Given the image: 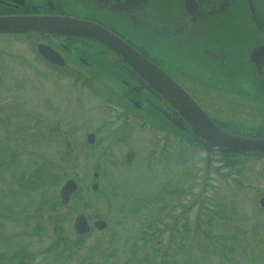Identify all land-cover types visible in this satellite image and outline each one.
<instances>
[{"label":"rangeland","instance_id":"374dc122","mask_svg":"<svg viewBox=\"0 0 264 264\" xmlns=\"http://www.w3.org/2000/svg\"><path fill=\"white\" fill-rule=\"evenodd\" d=\"M2 60L0 264H264V158L177 138L163 147L161 132L119 116L100 82L87 89L49 68L23 84ZM185 78L209 102L200 76ZM41 167L52 178L32 185ZM68 178L79 186L64 205ZM81 214L107 225L79 237Z\"/></svg>","mask_w":264,"mask_h":264},{"label":"flooded vegetation","instance_id":"af4514ba","mask_svg":"<svg viewBox=\"0 0 264 264\" xmlns=\"http://www.w3.org/2000/svg\"><path fill=\"white\" fill-rule=\"evenodd\" d=\"M28 15L72 17L113 32L183 86L221 128L264 138V0H0V16ZM0 34L11 41L0 46L7 75L15 72L26 84L50 68L87 89L100 82L120 117L161 132L163 147L175 138L191 146L173 122L174 107L104 42L36 29ZM196 76L209 102L193 95L197 83L185 77ZM0 89L11 86L0 80ZM238 154L264 158L257 151Z\"/></svg>","mask_w":264,"mask_h":264},{"label":"water","instance_id":"95a60500","mask_svg":"<svg viewBox=\"0 0 264 264\" xmlns=\"http://www.w3.org/2000/svg\"><path fill=\"white\" fill-rule=\"evenodd\" d=\"M44 30L63 34H78L93 37L104 42L122 57L141 75L147 86L163 96L176 111L174 123L180 122L181 129L195 140L212 148L230 150H252L264 153V138L235 134L219 127L196 103V101L174 79L157 65L132 48L113 32L91 22L65 16H0V32L12 30ZM95 133L87 135V141L93 143ZM97 177L98 173L95 172ZM75 179H67L59 189L62 203H68L71 194L76 190ZM93 189L98 183H93ZM264 205V199L261 200ZM105 220H97L94 225L98 229L106 227ZM74 230L83 235L90 230L85 215L81 214L74 221Z\"/></svg>","mask_w":264,"mask_h":264},{"label":"trees","instance_id":"16d2710c","mask_svg":"<svg viewBox=\"0 0 264 264\" xmlns=\"http://www.w3.org/2000/svg\"><path fill=\"white\" fill-rule=\"evenodd\" d=\"M44 168H37L31 172V175L34 176L33 180H31L32 185H40L44 184L43 182H48V179L50 180L52 177H47V170H43ZM21 264V262H19Z\"/></svg>","mask_w":264,"mask_h":264},{"label":"bare ground","instance_id":"6f19581e","mask_svg":"<svg viewBox=\"0 0 264 264\" xmlns=\"http://www.w3.org/2000/svg\"><path fill=\"white\" fill-rule=\"evenodd\" d=\"M65 182V181H64ZM92 187V186H91Z\"/></svg>","mask_w":264,"mask_h":264}]
</instances>
